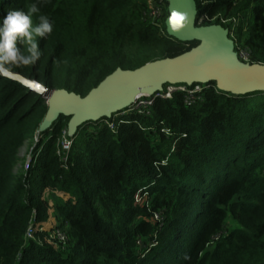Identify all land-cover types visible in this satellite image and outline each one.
Segmentation results:
<instances>
[{"label": "trees", "instance_id": "trees-1", "mask_svg": "<svg viewBox=\"0 0 264 264\" xmlns=\"http://www.w3.org/2000/svg\"><path fill=\"white\" fill-rule=\"evenodd\" d=\"M195 1L196 23L204 15L240 19L238 40L252 64L264 65V0ZM33 2L0 0V18ZM145 7L47 0L32 17L54 24L38 41L41 59L10 72L84 97L119 68L199 44L169 36L167 12L162 30L146 21ZM211 24L219 21L200 25ZM150 109L84 123L58 154L70 117L40 131L46 99L0 73V264H264V91L233 95L209 82L190 104L176 91ZM112 118L115 131L105 123ZM27 141L35 143L30 162L17 172ZM138 192L148 207L135 202ZM30 224L48 231L29 238ZM64 224L65 244L49 241Z\"/></svg>", "mask_w": 264, "mask_h": 264}, {"label": "water", "instance_id": "water-1", "mask_svg": "<svg viewBox=\"0 0 264 264\" xmlns=\"http://www.w3.org/2000/svg\"><path fill=\"white\" fill-rule=\"evenodd\" d=\"M196 14L195 0H168L167 34L179 41L199 44L179 56L152 61L134 70L119 68L84 97L64 89H48L12 72L6 76L46 99L48 110L40 131L64 115L70 117L69 136L82 124L110 118L127 108L138 94L152 95L166 84L213 82L222 92L233 95L264 91V65L239 62L227 29L220 24L198 26Z\"/></svg>", "mask_w": 264, "mask_h": 264}, {"label": "built area", "instance_id": "built-area-1", "mask_svg": "<svg viewBox=\"0 0 264 264\" xmlns=\"http://www.w3.org/2000/svg\"><path fill=\"white\" fill-rule=\"evenodd\" d=\"M166 12L168 13V0H146V7L143 12V16L145 17L146 21L160 27V30H162V22L163 19H165ZM205 19L211 23L219 21V24L227 29L228 37L233 41V51L235 52L238 61L244 64H252L250 49L245 46L242 42H240L236 35V32L239 28L238 18H225L221 14L208 18L206 15H204L197 19L196 25L201 26L200 24ZM206 84L196 83L190 86L186 84H166L163 86V89L161 91L156 92L152 95L146 93L138 94L135 97L134 101L127 108L120 111L119 113L127 114L130 112H137L139 114L149 115L151 112L150 107L153 104L155 98L160 97L170 99L172 98L173 93L176 91L184 92L185 102L187 104H190L194 100V98L197 97V93H199L206 86ZM116 116H118V114H116ZM105 123L114 131L117 130L119 124L118 120L116 121L114 118L110 120H105ZM166 133H169V129H166ZM69 137L71 136L68 135V130L64 131L63 140L61 142L62 150L61 152L58 151V154H63L65 151V153H67L71 145V139ZM64 159H66V157H64ZM146 196V193L138 192L135 195L134 200L136 203H139L140 200L143 199L140 203H145V205L148 207V202L145 201ZM153 217L157 224L159 223L160 226L163 220L162 213L155 211L153 212ZM66 227V224H64L60 228L54 227L47 239L49 241L61 242L65 244V242L67 241V236L65 232ZM44 230L48 231V229L44 228L43 226H34L33 224H30L27 228L26 236L34 239L37 233L43 232ZM217 238L218 236H216L214 240H216ZM139 243H141V241ZM153 243H155V241H152L151 244Z\"/></svg>", "mask_w": 264, "mask_h": 264}, {"label": "clouds", "instance_id": "clouds-1", "mask_svg": "<svg viewBox=\"0 0 264 264\" xmlns=\"http://www.w3.org/2000/svg\"><path fill=\"white\" fill-rule=\"evenodd\" d=\"M46 2L34 0L27 12L13 9L0 18V73L7 75L16 68L35 66L41 59L43 51L38 41L53 32L54 24L43 14L37 16L35 24L32 17Z\"/></svg>", "mask_w": 264, "mask_h": 264}, {"label": "rangeland", "instance_id": "rangeland-1", "mask_svg": "<svg viewBox=\"0 0 264 264\" xmlns=\"http://www.w3.org/2000/svg\"><path fill=\"white\" fill-rule=\"evenodd\" d=\"M240 20V19H238ZM166 27V26H165ZM239 29V28H238ZM238 31V30H237ZM35 143L32 142V141H27L25 146H23L20 151H19V161H18V164L16 166V171L18 172L22 167L27 169L28 168V165H29V162H30V157H31V149L33 148V145ZM140 199V198H139ZM143 199L140 200V202H142ZM146 202H148V198L146 196V199H145ZM156 212H162V211H159L157 210ZM231 221L228 220V223H227V227H230L231 225ZM159 224V223H158Z\"/></svg>", "mask_w": 264, "mask_h": 264}]
</instances>
